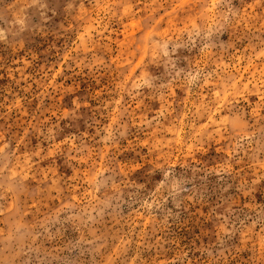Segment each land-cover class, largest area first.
I'll return each mask as SVG.
<instances>
[{
	"label": "rangeland",
	"instance_id": "obj_1",
	"mask_svg": "<svg viewBox=\"0 0 264 264\" xmlns=\"http://www.w3.org/2000/svg\"><path fill=\"white\" fill-rule=\"evenodd\" d=\"M0 264H264V0H0Z\"/></svg>",
	"mask_w": 264,
	"mask_h": 264
}]
</instances>
